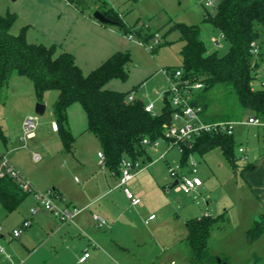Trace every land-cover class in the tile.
<instances>
[{
    "label": "rangeland",
    "instance_id": "1",
    "mask_svg": "<svg viewBox=\"0 0 264 264\" xmlns=\"http://www.w3.org/2000/svg\"><path fill=\"white\" fill-rule=\"evenodd\" d=\"M88 1L91 2V0ZM106 1L123 16L127 27L137 32L140 31L142 35H154V38L158 35L160 41L159 44H155L154 39H151L142 45H134L129 52L132 61L129 65L130 77L128 81L125 83L119 80H115V83L112 81L111 90L113 87L125 89L128 82H130V85L133 84L140 77L141 72L148 70L152 72V78L144 81L146 84L143 88L144 92L151 94L153 89H159L166 84L162 69H175L181 65L180 51L183 43L179 40L180 32L174 27L176 24L199 25L201 27V39L209 52L216 51L219 55H224L229 51L230 44L225 39L221 41L222 48L215 49L213 39L219 37V31L211 23L204 21L206 11L213 15L220 0H212L215 3L214 7H206L205 0ZM25 4L24 0L20 2L18 0H0L1 15H7L8 13L18 15L15 27L12 29V33L15 35L19 34L18 26L27 22L20 13H17V11L27 7ZM96 10L100 11L97 8ZM134 38L137 39L136 36ZM261 60L256 59L254 64L256 65V79L253 82L255 89H264V56ZM126 91L124 90V92ZM224 94L222 89L212 91V97L215 101L221 102L224 99ZM57 99V91H46L39 99L36 96L33 83L14 72L8 88L0 95V143L2 142L1 134L10 141L13 140L15 135L18 134L20 123L26 113L36 116V105L39 103L44 104L47 110L43 116H38L40 126L38 143L42 149L38 150L39 152L32 150L31 144L27 142L29 144L28 152L15 153L11 157L24 167L26 176L29 177L30 175L31 178L44 184L55 181L54 176L56 174L62 177L67 170L74 167L71 178L74 182V177H76L81 181L82 186L87 184L88 176L84 173L83 165L87 166L85 162L93 157L95 158V156L97 157L98 151L101 152L102 149L100 147L94 154V152L88 150L87 141H83L86 148L81 149L79 152L78 159L80 163L77 167L72 165L74 161L72 155L62 153L61 135H53L51 132V125L53 121H56L54 107ZM71 106L70 117L74 125L79 126L82 116L83 119L85 118V112L78 103ZM161 108L162 105L158 104L155 113L160 112ZM216 109L218 107L210 110L214 111ZM247 119L234 127V141L236 144L234 156L239 157L238 148L243 146L250 152L248 161L257 162L258 164L262 158L260 146L263 144L264 139L258 140L256 132L261 130L264 134V129L256 126H251L248 129L244 124ZM259 121L262 120L259 119ZM58 123L62 124L61 121ZM160 142L163 143V140H160ZM21 144L24 145V143ZM75 144L74 150L77 148ZM252 150L255 152L251 153ZM33 151L41 156L42 159L39 162L33 160ZM162 151L165 152L166 149L163 148ZM157 158L158 154H155V151L149 148L147 155L136 161L141 168H145L138 172V174H141V179L139 178L138 182L143 185L142 188L145 191V195L142 196V204L143 206H149L152 211L160 210L161 212H156L158 220L163 219L166 225L165 229L169 232L173 233V230H176L177 238L174 245L171 244L166 248V252H164L162 246H157L156 242L148 239L140 247H132V254L144 259L149 258L151 261L158 258L160 262L161 258L165 264H171L172 262L174 264H190L188 261V258H190L189 248L184 241L187 234V221L203 216L216 217L224 214V218L211 231L209 247L212 257H221L227 264H264V232L253 239L248 234L250 229L256 227L263 211L254 195L257 186H251L252 183L249 182V178L243 173L245 163L236 160L235 167H233L220 148L213 149L203 155L199 153L190 155L189 159L198 162L200 167L197 176L204 182L200 196L196 199V194L187 195L172 189L175 180L170 176L169 167L181 164L183 153L175 147L169 151L167 161L161 159L155 166H152L151 161ZM64 163L66 164L65 168L62 166ZM97 171L101 172V169L97 168ZM98 176V178H101V175ZM64 177L65 175L62 178ZM262 178V174L259 173L252 181L256 184V181L262 180ZM28 181L30 182V179ZM75 184L78 187L80 186L76 182ZM39 191L45 192L46 190ZM32 198L28 194L27 198L11 214L0 208L1 229L4 234V238L0 239V245L3 247V251L0 250V262L4 258L15 257L13 247H16L19 253H24L25 250L20 242L31 229L27 227L28 229L24 231L20 239H11L10 234L12 235L14 229L21 228L26 219L32 221Z\"/></svg>",
    "mask_w": 264,
    "mask_h": 264
},
{
    "label": "trees",
    "instance_id": "2",
    "mask_svg": "<svg viewBox=\"0 0 264 264\" xmlns=\"http://www.w3.org/2000/svg\"><path fill=\"white\" fill-rule=\"evenodd\" d=\"M67 1L81 13L99 4L97 9L125 35L132 34L144 43L154 39V35H142L127 27L120 13L108 7L105 0ZM215 10L213 15L206 11L204 21L224 34L230 44L229 51L224 55L209 52L201 39L199 25L176 24L174 27L180 32L179 40L183 43L182 58L181 65L171 70L181 69L184 78L203 84V89L194 93L191 104L203 108L205 121L241 122L255 116L264 122V89L253 87L255 61H262L264 56V0H220ZM16 20L14 13L0 14V95L8 88L14 72L33 83L39 99L46 91H57L54 115L66 150H70L74 142L68 130L67 110L75 103L85 112L88 131L100 141L105 165L119 176L123 159L136 162L147 155L149 147L144 140L152 143L163 139L164 124L175 111L169 96L164 99L161 111L153 115L146 112L142 101H129L128 92L106 88L114 80L128 81L132 61L129 53H116L99 68L85 74L71 53L57 52V45L30 43L27 27L13 34ZM252 43L258 46V57L251 53ZM215 89L225 93L221 102L212 97ZM189 145L184 146L182 152L183 166L190 155H203L216 148L222 149L233 167L236 160L240 161L234 156V136L204 134L195 137ZM27 195L11 177L0 181V207L7 213L15 211ZM223 218L224 214L209 215L187 221L184 241L189 248L190 264H227L221 257H212L209 247L211 231ZM263 232L264 215L248 234L253 239Z\"/></svg>",
    "mask_w": 264,
    "mask_h": 264
},
{
    "label": "crops",
    "instance_id": "3",
    "mask_svg": "<svg viewBox=\"0 0 264 264\" xmlns=\"http://www.w3.org/2000/svg\"><path fill=\"white\" fill-rule=\"evenodd\" d=\"M18 1L20 2L21 0ZM24 1L27 7L22 10L20 8L21 11H17V13H20L27 22L18 26L19 32L22 28L27 27L26 36L30 43L46 46L55 44L58 47V53L62 51L71 53L75 57L77 65L85 74L91 73L99 68L116 53H129L134 45H139L136 38H130L129 35H125L115 25L103 24L96 20L93 16V12L96 11L97 5H91L89 10L81 13L78 9L69 4L67 0ZM107 5L113 8L108 2ZM120 16L124 22L123 16L121 14ZM15 24L13 27H15ZM150 78H152V72H149V70L141 72L140 77L137 78L133 84L130 85V82L126 84L127 89H116L113 87L112 90L121 92L127 90L126 92H128L131 88L128 92L129 96L132 95L135 100L142 101L144 104L153 102L155 110H157L158 104L163 106L160 95L168 88L169 82L165 76L166 84L159 89H153L150 94L146 91L144 92L143 89L146 86L144 81ZM111 84L112 82H110L106 88L108 87V89H110V87H112ZM71 107L72 106L67 110L69 121L68 130L74 142L71 149L66 150L62 141V153L65 152L72 155L74 160L72 165L77 167L78 163H80L78 159L79 152L81 149L86 148V146L83 145V141H87L89 145L88 150L94 152V154L100 147L102 149V146L98 138L88 131L86 115L84 119L82 116L79 126L74 125L70 117ZM29 116L32 115L26 113L24 119L20 123L18 134L15 135L13 140L10 141V139L1 134L2 142L0 143V153H4L8 156L11 165L19 171L25 179H30V184L35 190H51L59 198L58 203L61 206L76 207L82 211L75 217L73 222L62 223L46 210H38V212L33 215L30 226L28 227L31 230L20 242L22 248L25 250L24 253H19L16 247H13L12 250L15 257L4 258L1 260L0 264H157V262H159L158 258H154L151 261L149 258L144 259L132 254V247H140L143 242L145 243V241L149 239L152 242H156L158 244L157 246H162L164 252H166L168 246L171 244L174 245L177 233L176 230H173V233L169 232L165 229L166 225L163 219L160 218L158 220L156 212H161L160 210L152 211L149 206H143L142 204V196L145 195V191L142 188L143 185L138 182L141 179V174H138V172L145 168H141L133 180L128 183V187L133 191L134 195L141 199V203L137 206H132L130 204L124 192L119 187V175L115 174L107 165L100 164V151H98L97 157L95 156V158L88 159V162L84 161L87 164V166L83 165L84 173L88 176L87 184L82 186L81 181L76 177H74V182L71 178L74 167L64 173V178H62L64 175L59 177V175L56 174L54 176L55 181L48 184L33 179L30 175L28 177L25 174L24 167L13 160L14 158L11 157V155L28 152L29 144H27V142L31 144L32 150L39 152L38 150L42 149L38 143V131L40 126H38L35 137L26 141L22 138L23 122ZM246 126L248 129L251 127L248 125ZM256 127L264 129L263 126ZM51 132L53 135H61L60 128L58 131H55L52 129V125ZM256 133L258 140L261 138L264 139V134L261 130H258ZM21 143H24V145ZM74 144L77 146L75 150ZM163 148L166 149L165 152L162 151ZM172 149L173 148L169 149L164 142L160 143L158 150L152 149L155 151V154H158V158L151 161V165L155 166L159 160L161 161V159H159L160 154H164V160L167 161V155ZM73 150L76 152L74 153ZM260 150L262 152V158L258 166L257 162L248 161L250 152L247 149V160L243 161V163H245L243 173L249 178V182L252 183L251 186H257L254 195L264 215V141L260 146ZM35 151L32 152L33 156L34 154H38L35 153ZM254 152L253 150L251 151V153ZM62 166L65 168L66 164L64 163ZM199 167L197 162V174L199 172ZM97 168L101 169V172H98ZM186 170L187 167L184 166L182 171ZM92 172L94 173L90 176ZM259 173L262 174L263 178L262 180L256 181L257 183L255 184L252 180ZM98 175H101V178H98ZM75 182L80 184V186H76ZM203 187L204 184L201 188ZM201 188L196 194L197 198L200 196ZM172 189H174L173 185ZM32 201V208H34L36 207V202L33 198ZM94 214L101 216L106 221V225L97 227L93 221ZM151 215H156L155 219L146 224L145 221ZM28 228L23 230L22 235ZM22 235L17 239L22 238ZM10 236L11 239H15L12 238L11 234ZM3 238L4 234L2 231L0 239L2 240ZM0 250L3 251L1 245ZM85 252H88L90 256L85 262H80ZM158 264L165 263L160 258ZM171 264H174V262Z\"/></svg>",
    "mask_w": 264,
    "mask_h": 264
},
{
    "label": "built area",
    "instance_id": "4",
    "mask_svg": "<svg viewBox=\"0 0 264 264\" xmlns=\"http://www.w3.org/2000/svg\"><path fill=\"white\" fill-rule=\"evenodd\" d=\"M205 6L214 7L215 3L212 0H205ZM129 37L134 38V35L131 34ZM224 38V34L219 32V37L213 39L215 49L222 48L221 41ZM136 41L139 45L144 44V42L139 39ZM154 42L155 44L160 43L158 35L154 38ZM251 53L257 57L259 55V49L255 43L251 44ZM162 72L168 79L169 86L161 93L160 97L162 101H164L166 96H169L171 105L175 109L174 113L168 120L170 121V124H164V135L163 139H161L164 143H166L169 149L177 147L181 152H183L184 146H190L189 143L191 140L204 134H226L228 136H234L235 125L243 121L207 122L204 119L203 108L201 106L191 104L194 93L203 89V84L201 82L184 78L181 69L171 70L169 68H165L162 69ZM128 100L134 101L135 99L132 95H130L128 96ZM145 110L153 115L156 114L153 102L145 104ZM244 124L248 126L264 127V122L259 121L256 117H249ZM38 126L39 117L37 115L27 117L22 126L23 140L26 141L35 137ZM52 129L58 131L59 128L57 123H52ZM143 143L151 149L158 150L161 142L160 140H157L151 143L146 139ZM238 152L240 161H246L247 149L243 146H239ZM33 158L35 162H39L41 159L38 154H34ZM99 158L100 164H105V156L103 152L99 153ZM164 158L165 155L160 154L159 159ZM185 166L187 167L186 171H182L184 166L181 164L169 167L170 176L177 181V185L174 189L187 195L197 194L199 189L203 186V181L196 175L197 162L193 159H188ZM140 169L141 166L130 159H123L121 162L119 187L123 190L126 198L132 206L139 205L141 203V199L134 195L133 191L128 187V183L133 180L136 173ZM7 177L14 179L18 183L21 190L33 197L36 202V207H34L32 211L33 215H35L38 210L43 209L51 213L60 222L69 223L73 222L75 217L82 211L76 207L61 206L58 203L59 198L51 190L46 192L35 190L30 182L11 165L8 156L4 153H0V181ZM195 198L197 197L195 196ZM155 217V215H151L145 223L148 224V222L155 219ZM93 221L97 227H103L106 225V221L97 214L93 215ZM30 223V220H25L21 228L13 230L12 238H19L22 235L23 230L30 226ZM1 233L2 229L0 222V235ZM89 256L90 254L85 252L81 257L80 262H85Z\"/></svg>",
    "mask_w": 264,
    "mask_h": 264
},
{
    "label": "water",
    "instance_id": "5",
    "mask_svg": "<svg viewBox=\"0 0 264 264\" xmlns=\"http://www.w3.org/2000/svg\"><path fill=\"white\" fill-rule=\"evenodd\" d=\"M94 18L96 20H98L99 22L103 23V24H110L113 25L114 22L112 20H110L108 17H106L102 12L96 10L93 14ZM46 110V106L44 104H37L36 108H35V114L37 116H43ZM170 124V121L167 122V125ZM177 185V181L174 182L173 187H175Z\"/></svg>",
    "mask_w": 264,
    "mask_h": 264
}]
</instances>
